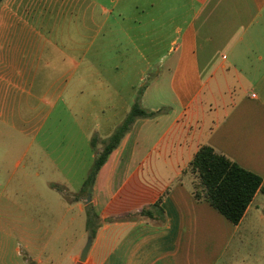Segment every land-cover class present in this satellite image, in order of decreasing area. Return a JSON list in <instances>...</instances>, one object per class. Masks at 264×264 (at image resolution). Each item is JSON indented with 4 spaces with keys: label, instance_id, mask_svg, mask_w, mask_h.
Returning <instances> with one entry per match:
<instances>
[{
    "label": "crops",
    "instance_id": "1",
    "mask_svg": "<svg viewBox=\"0 0 264 264\" xmlns=\"http://www.w3.org/2000/svg\"><path fill=\"white\" fill-rule=\"evenodd\" d=\"M121 2L0 3V134L3 124L11 135L37 134L46 119L65 117L70 103L77 102L78 97L69 99L68 82L62 80L58 87L50 84L38 104L35 95L20 88L37 85L33 70L38 65L55 68L45 49L50 46L61 57L57 46L62 48V43L57 39L65 32L44 27L52 19L78 16L68 14L75 5L82 14L77 21L94 31L87 44L75 41V50L65 45L63 54L81 61L95 48L100 34L121 32L133 45L129 62L134 59L135 64L154 70L141 91V107L163 111L153 118L136 119L133 130L125 133L96 174L89 202L101 221L84 262L79 261L80 248L73 252L68 242L70 238L74 244L83 243L89 237L83 223L88 201L68 198L65 192L54 207L56 226L52 231L48 228L44 244L36 241L34 222L21 227L11 220V236L15 233L21 244L15 248L19 261L7 257L8 248L4 250L0 241V264L5 259L12 264H243L242 251L264 231V194H255L242 220L234 225L206 201L195 199L192 176L184 172L199 147L209 145L264 179V0H187L191 6L187 19L182 24L168 19L170 42L165 51L158 49L164 23L151 17L150 23H156L152 34L144 32L141 22L130 28L120 26L128 8V4L120 7ZM142 6L155 9L157 4L147 0ZM129 8L138 7L132 2ZM137 36L152 38L150 47L142 50L135 44ZM65 59H57V65ZM19 119L30 128L20 127ZM115 127L107 130L106 138ZM38 148L46 149L41 144H12L9 160L17 157L15 170L8 168V160L0 159V176H8V183L19 175L35 176ZM26 159L29 167L19 170ZM158 200L162 221L114 220ZM78 217L79 232L75 230Z\"/></svg>",
    "mask_w": 264,
    "mask_h": 264
},
{
    "label": "rangeland",
    "instance_id": "2",
    "mask_svg": "<svg viewBox=\"0 0 264 264\" xmlns=\"http://www.w3.org/2000/svg\"><path fill=\"white\" fill-rule=\"evenodd\" d=\"M121 1L120 7L128 4V8L121 17L120 26L130 28L141 22L144 24V32L152 34L156 23L155 25L150 23L151 17H156L159 22L164 23L163 36L158 38V49L163 51L167 49L170 42L167 35L171 30V24L168 19H176L177 24H182L187 19L191 7L187 0H150L157 4L155 9L142 6L147 0ZM132 2L137 4V9L129 8ZM68 14L80 15L81 13L79 7L75 5ZM78 16H72V18L69 15L57 22L54 19L46 22L44 29L51 27L56 32H62V34L65 32L57 39L59 43H62V48L60 45L57 46L61 50V57H58L60 55L58 52L47 46L45 54L49 55L51 60L53 59L51 64L55 68L50 69L51 67H45V64L38 65L33 70L37 85L31 88L20 85L26 93L31 92L36 96L38 104V98L43 96L50 84H56L58 87L62 80V84L68 82L69 99L75 100L78 97L77 102L70 103L72 106L69 105L65 117L60 119L53 116V118L46 119L37 134L23 136L13 133L11 135L8 127L4 124L1 126L0 159L8 160L10 162L8 168L11 170H15L14 164L17 159L16 157L9 160L14 152L10 149L12 144L31 143L46 147L45 150H39V148L36 150L35 176L19 175L18 178L13 179L12 183L7 182L8 176H0V226L2 228L0 229V241L5 246L4 250L8 248L7 257L14 263L19 261L15 256V248L21 244L17 243L15 233L13 237L11 236V220L14 223L18 222L21 227L34 222L36 241L44 244L48 237V228L51 227L50 231H52L56 226L54 207L59 200L64 199L65 192L68 198L81 197L86 204L90 193H81L80 190L90 174L96 154L104 148L108 136L107 130L122 122L129 114L134 99L137 97L136 93L143 90L145 83L154 73V70L143 67V64L132 62L134 59L129 62V57L134 54L132 53L133 45L119 31L115 36H108L106 32L100 34L93 43L95 48L93 47L89 55L81 61L69 53L63 54L65 45L72 46L75 50V41L87 44L94 31V27L90 25L87 28L81 25V19L77 21ZM80 16L82 17V14ZM48 25L50 27H47ZM134 31L137 32V30ZM133 33L131 31V34ZM67 34L72 38H64ZM136 39L135 44L139 45L142 50L150 47L152 38L139 39L137 36ZM95 49L101 50V53H94ZM66 56L67 59L57 65V59H64ZM23 119L24 121L31 120L30 118ZM20 120H18L20 127L26 130L30 128L27 124L22 125ZM129 129L132 131L133 125ZM46 130L49 132L46 133ZM23 166L29 167L27 159L18 169L21 170ZM89 203L88 201L87 204ZM85 218L84 216V224ZM79 222L80 217L77 219L78 227L75 229L78 232ZM86 242L87 238L83 243L74 244L69 238L68 249L73 246V252H77L79 248L82 251ZM242 257L243 264H264V231L260 230L254 243L245 247ZM9 259H5V264H12Z\"/></svg>",
    "mask_w": 264,
    "mask_h": 264
},
{
    "label": "trees",
    "instance_id": "3",
    "mask_svg": "<svg viewBox=\"0 0 264 264\" xmlns=\"http://www.w3.org/2000/svg\"><path fill=\"white\" fill-rule=\"evenodd\" d=\"M2 0H0V3ZM139 91L129 114L116 130L107 138L104 148L97 154L89 176L83 182L81 193H89L96 174L107 160L109 154L118 146L120 140L136 119L153 118L163 111L156 112L143 109L140 105ZM94 145V140L92 139ZM184 173L192 176V190L195 199L206 201L213 209L230 223L237 225L242 220L255 194H264V179L242 168L209 145H202L195 153ZM85 229L92 239L100 224L97 211L89 203L85 208ZM142 218L163 220L160 200L144 207L141 211L130 213L114 220L135 221Z\"/></svg>",
    "mask_w": 264,
    "mask_h": 264
},
{
    "label": "water",
    "instance_id": "4",
    "mask_svg": "<svg viewBox=\"0 0 264 264\" xmlns=\"http://www.w3.org/2000/svg\"><path fill=\"white\" fill-rule=\"evenodd\" d=\"M87 201H90V197L89 196H88V200ZM91 243H92V238L88 237L86 245L84 246V248H83V250L81 251V254H80V258H79L80 262H84L85 261L87 253H88L89 248L91 246Z\"/></svg>",
    "mask_w": 264,
    "mask_h": 264
},
{
    "label": "built area",
    "instance_id": "5",
    "mask_svg": "<svg viewBox=\"0 0 264 264\" xmlns=\"http://www.w3.org/2000/svg\"><path fill=\"white\" fill-rule=\"evenodd\" d=\"M252 97H255V95H252Z\"/></svg>",
    "mask_w": 264,
    "mask_h": 264
}]
</instances>
